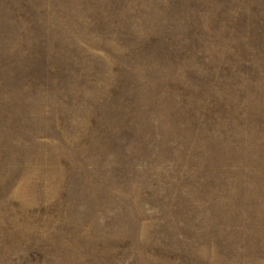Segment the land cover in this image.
Segmentation results:
<instances>
[{"label":"rangeland","instance_id":"1","mask_svg":"<svg viewBox=\"0 0 264 264\" xmlns=\"http://www.w3.org/2000/svg\"><path fill=\"white\" fill-rule=\"evenodd\" d=\"M0 264H264V0H0Z\"/></svg>","mask_w":264,"mask_h":264}]
</instances>
